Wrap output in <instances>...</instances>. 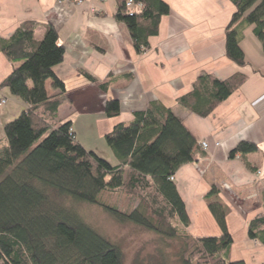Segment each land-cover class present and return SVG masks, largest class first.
Instances as JSON below:
<instances>
[{"label":"trees","instance_id":"1","mask_svg":"<svg viewBox=\"0 0 264 264\" xmlns=\"http://www.w3.org/2000/svg\"><path fill=\"white\" fill-rule=\"evenodd\" d=\"M116 1L115 18L126 24L134 48L141 52L148 47V37L157 33L169 5L164 0H132L129 13L127 0ZM230 1L234 10L224 30L225 52L244 65L239 42L245 26H252L264 52V0ZM38 25L44 26V32L35 39L33 31ZM57 38L51 22L36 19H25L11 35L0 36V52L12 63L0 90H8L28 105L3 123L0 135V264H122L118 245L87 223L72 201L100 204L123 219L180 239L190 247L184 249L182 264H246L224 255L232 237L225 222L226 208L211 198L214 186L206 199L221 233L192 237L184 229L189 217L170 176L202 152L170 107L154 99L144 109L135 110L129 122H117L104 134L118 159L115 165L75 138L70 119H56L59 106L71 101L63 80L53 70L64 54ZM82 73L103 91L113 80L111 75L99 80ZM47 79L59 91L47 92ZM243 80L240 73L219 79L201 72L191 89L176 100L183 108L206 116ZM119 111L116 97L105 100V116ZM256 149L254 142L241 140L229 156ZM120 190L139 200L129 211L120 212L100 200L102 193ZM263 227L264 212L249 220V237L260 238Z\"/></svg>","mask_w":264,"mask_h":264},{"label":"crops","instance_id":"2","mask_svg":"<svg viewBox=\"0 0 264 264\" xmlns=\"http://www.w3.org/2000/svg\"><path fill=\"white\" fill-rule=\"evenodd\" d=\"M169 12L160 18L158 31L148 37L147 50L137 52L126 24L115 18L116 0H0V36L8 37L25 19L48 21L57 30L64 47L63 59L53 66L63 80L71 101L62 103L56 119L71 120L75 138L111 164L118 159L102 142L117 122H129L135 110L156 99L178 115L201 147L198 158L182 163L174 172L176 189L184 202L192 237L219 235L206 194L226 208L225 222L232 241L226 252L230 260L264 263V227L260 238L248 235L247 224L264 212V52L252 34L243 28L240 46L246 63L238 65L225 52V26L234 6L230 0H164ZM94 7L96 12H91ZM44 26L33 31L42 37ZM12 63L0 52V82ZM82 72L99 80L113 76L106 90L89 81ZM201 72L225 79L244 75L242 83L208 115L199 116L177 103ZM50 93L59 91L50 84ZM12 100L6 120L22 109L19 98L2 90ZM116 97L120 111L104 115V103ZM4 121V122H5ZM241 140L252 141L251 152H229ZM104 141V140H103ZM98 150V151H97ZM259 170L258 176L256 172Z\"/></svg>","mask_w":264,"mask_h":264},{"label":"rangeland","instance_id":"3","mask_svg":"<svg viewBox=\"0 0 264 264\" xmlns=\"http://www.w3.org/2000/svg\"><path fill=\"white\" fill-rule=\"evenodd\" d=\"M50 84V80L47 79L45 85L49 93ZM1 98L6 100L0 102V135L6 120L5 110L12 104V100L8 99L2 90H0ZM27 106L25 102L22 103V109ZM103 140L102 142H105L104 138ZM96 153L103 157L99 151ZM100 200L108 205H114L120 212L129 211L139 202L137 197L121 190L106 191L101 194ZM66 201L70 202V200ZM72 203L73 208L87 223L118 245L122 252V264H182L181 257L187 252L184 249L190 248L188 244L187 247L183 246L178 238L167 237L123 219L100 204L77 201Z\"/></svg>","mask_w":264,"mask_h":264},{"label":"built area","instance_id":"4","mask_svg":"<svg viewBox=\"0 0 264 264\" xmlns=\"http://www.w3.org/2000/svg\"><path fill=\"white\" fill-rule=\"evenodd\" d=\"M77 4H79V3H81L83 0H74ZM132 0H127V2H126V5L129 7V13H132V11H133V8H132ZM138 7L140 8L141 7V5L139 4L138 5ZM91 12H96V10H95V8L94 7H91ZM145 50H147V48H143V50L142 51H145ZM5 98H1L0 99V102H5ZM201 147H203V148H206V146H207V143L205 142V141H202L201 142ZM258 173H259V170L256 172V176H258ZM170 179H174V175L172 174L171 176H170Z\"/></svg>","mask_w":264,"mask_h":264}]
</instances>
